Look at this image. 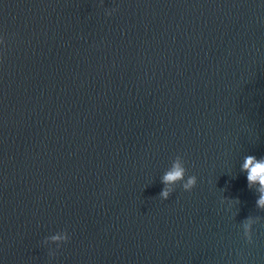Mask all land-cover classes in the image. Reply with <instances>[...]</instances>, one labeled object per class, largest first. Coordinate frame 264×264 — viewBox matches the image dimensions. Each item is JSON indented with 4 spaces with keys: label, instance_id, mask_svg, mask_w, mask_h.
Segmentation results:
<instances>
[{
    "label": "water",
    "instance_id": "95a60500",
    "mask_svg": "<svg viewBox=\"0 0 264 264\" xmlns=\"http://www.w3.org/2000/svg\"><path fill=\"white\" fill-rule=\"evenodd\" d=\"M0 41V264H264V0H0Z\"/></svg>",
    "mask_w": 264,
    "mask_h": 264
},
{
    "label": "clouds",
    "instance_id": "9594fccd",
    "mask_svg": "<svg viewBox=\"0 0 264 264\" xmlns=\"http://www.w3.org/2000/svg\"><path fill=\"white\" fill-rule=\"evenodd\" d=\"M111 11H115V9ZM106 15H111V12H107ZM245 170L248 172L247 182L249 186L256 182L260 184V187L257 189V191L260 193V199L257 201V207L264 208V158L257 160L254 156H247L241 171ZM161 183L164 185V187L159 193L158 197L161 201H167L175 192L177 185L181 187L182 191L191 192L197 184V178L194 175H187V170L185 168L182 156L176 155L172 160L170 167L162 175ZM250 228V223L246 221L244 223L243 239L248 244L253 242ZM50 239L53 242H56L58 249L61 244L68 242L69 237L66 232H59L52 235ZM48 255L51 259L55 256V252L49 251Z\"/></svg>",
    "mask_w": 264,
    "mask_h": 264
}]
</instances>
